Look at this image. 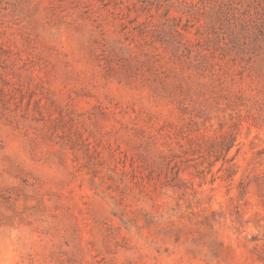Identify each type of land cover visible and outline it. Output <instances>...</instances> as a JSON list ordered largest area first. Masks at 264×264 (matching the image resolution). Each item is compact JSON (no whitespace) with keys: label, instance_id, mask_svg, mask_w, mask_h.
<instances>
[{"label":"rangeland","instance_id":"374dc122","mask_svg":"<svg viewBox=\"0 0 264 264\" xmlns=\"http://www.w3.org/2000/svg\"><path fill=\"white\" fill-rule=\"evenodd\" d=\"M0 264H264V0H0Z\"/></svg>","mask_w":264,"mask_h":264}]
</instances>
